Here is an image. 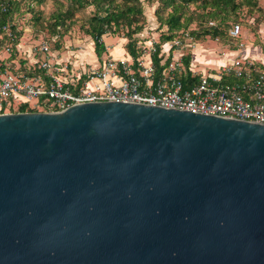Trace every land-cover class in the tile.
Here are the masks:
<instances>
[{"label": "water", "instance_id": "1", "mask_svg": "<svg viewBox=\"0 0 264 264\" xmlns=\"http://www.w3.org/2000/svg\"><path fill=\"white\" fill-rule=\"evenodd\" d=\"M0 264H264V124L123 101L0 114Z\"/></svg>", "mask_w": 264, "mask_h": 264}, {"label": "built area", "instance_id": "2", "mask_svg": "<svg viewBox=\"0 0 264 264\" xmlns=\"http://www.w3.org/2000/svg\"><path fill=\"white\" fill-rule=\"evenodd\" d=\"M240 33L241 26L232 24L229 36ZM240 45L227 44L212 62L183 53L178 39L143 41L134 52L121 43L118 56L114 45L104 44V57L87 56L91 61L59 59L43 39L26 48L19 41L7 44L6 56L0 55V114L23 104L61 111L76 103L123 101L264 124V66Z\"/></svg>", "mask_w": 264, "mask_h": 264}, {"label": "trees", "instance_id": "3", "mask_svg": "<svg viewBox=\"0 0 264 264\" xmlns=\"http://www.w3.org/2000/svg\"><path fill=\"white\" fill-rule=\"evenodd\" d=\"M26 1L28 10L32 11L30 2L40 5L44 0ZM142 1L158 2L155 9L157 21L160 26L167 27V32L161 35L162 41L173 39L180 31H189L190 25L195 22L197 29H190L189 31L192 36L197 37V39L209 37L212 40L224 38L229 40L228 44L231 47H235L240 38L229 36V29L232 24L242 25L240 10L243 7L246 8V12L251 16L255 9L259 10L260 8L257 0H67V5L62 2L59 3L60 6L50 15L52 21L50 25L48 24V29L50 35L53 34L51 36H53L54 41V36L59 33V27H64L67 30L73 24L77 11L92 5L93 11L85 22L86 27L84 28L82 25V28L93 40L94 52L98 56L102 54L104 44L101 36L108 32L124 33L123 36L129 38L126 49L134 52L131 37L134 33L139 32L144 24ZM18 4V0H0V53L7 44H15L21 39L22 29L18 28L16 19L22 17V11L19 14H13L19 11ZM210 21L213 22L212 25L209 24ZM7 32H10L12 37L8 36ZM35 37L45 40L48 45L51 43L47 36L36 33ZM55 45L58 47L57 43ZM14 58L13 55L10 60H14ZM188 61L189 58L186 57L184 63L187 64ZM154 62L158 64L157 56H154ZM19 63L23 66L26 61L22 59L19 60ZM14 64L15 62H12V67ZM35 110L23 104L16 109V112ZM41 110L45 109L42 108Z\"/></svg>", "mask_w": 264, "mask_h": 264}, {"label": "rangeland", "instance_id": "4", "mask_svg": "<svg viewBox=\"0 0 264 264\" xmlns=\"http://www.w3.org/2000/svg\"><path fill=\"white\" fill-rule=\"evenodd\" d=\"M18 2L19 11L14 12L13 14H19L22 11V17H18L16 23L18 28L22 29L19 43H21L23 47L26 48L30 43L42 40L41 38L36 39L35 34L37 33L47 36V38L49 37L48 39L51 42L49 47L53 51L55 57L57 56L59 59L91 61V59L98 57L94 52L93 40L84 32V28L86 27L85 22L93 11L92 5L86 6L85 9L77 11L75 13L73 24H71L67 30H65L64 27H59V33L57 36H54V41H56L54 42L53 36H51L53 34L50 35L48 29V24L50 25L52 21L50 15L60 6L59 3L62 2L67 5V0H44L40 5L30 2L31 8H33L32 11L28 10L26 0H18ZM257 2L260 8L259 10L255 9L251 16L246 12V8L243 7L240 10L242 25L239 36L240 38L238 39L239 42L238 40H236V42L241 43L240 46L245 49L244 51L248 56L255 55L256 57L253 56V58L255 57L256 60L264 66V0H257ZM157 5V1L151 3L142 1L143 28L139 32L134 33L131 37L135 48L136 45H142L143 41L162 42L161 35L167 32V27L160 26L157 21L155 15ZM82 25H84V28H82ZM195 25V22H193V25H190V29H195L197 27ZM189 31H180L179 34L175 35L172 39H178L181 42V50L183 53H189V56H191L192 52V55L196 56L199 61L210 59L213 62L221 57L223 52H227V44L229 43V40L224 38H215L212 40L209 37L197 39V37L192 36ZM123 35L124 33L122 32H108L101 36V40L104 36H107L105 39L109 46L114 45V47H117L116 50L113 48V56H118V54L121 53V43H123L124 48H126L125 45L129 41V38L124 37ZM55 43L58 44V47H56L57 45H55ZM199 44H201L202 49L198 50L196 49V46ZM3 52L4 50L0 53L1 56L5 55V52ZM258 55L259 59L257 57ZM85 56H88L91 59H87ZM100 57H104V54L102 53ZM261 59L263 61H260Z\"/></svg>", "mask_w": 264, "mask_h": 264}, {"label": "crops", "instance_id": "5", "mask_svg": "<svg viewBox=\"0 0 264 264\" xmlns=\"http://www.w3.org/2000/svg\"><path fill=\"white\" fill-rule=\"evenodd\" d=\"M105 37H107V36H104L102 40H103L104 44H107V43H106L107 40L105 39ZM110 44H111V42H110ZM196 49H198V50H199V49H202L201 44H199L198 46H196ZM196 52H197V51H196ZM119 54H120V53H119ZM119 54H118V55H119ZM84 55H85V54H84ZM253 56H255V55H251L252 58H253ZM85 57L87 58V56H85ZM255 57H256V56H255ZM255 57H254V59H256ZM257 57H258V59H259V55H258ZM260 61H263V60L261 59Z\"/></svg>", "mask_w": 264, "mask_h": 264}, {"label": "bare ground", "instance_id": "6", "mask_svg": "<svg viewBox=\"0 0 264 264\" xmlns=\"http://www.w3.org/2000/svg\"><path fill=\"white\" fill-rule=\"evenodd\" d=\"M113 48H115V50H116L117 47H113ZM113 48H112V49H113Z\"/></svg>", "mask_w": 264, "mask_h": 264}]
</instances>
